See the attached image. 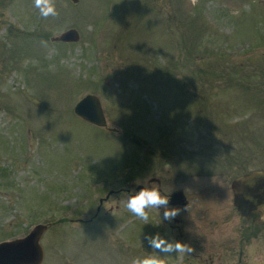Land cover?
<instances>
[{"label": "rangeland", "instance_id": "374dc122", "mask_svg": "<svg viewBox=\"0 0 264 264\" xmlns=\"http://www.w3.org/2000/svg\"><path fill=\"white\" fill-rule=\"evenodd\" d=\"M56 8L44 19L33 0H0V242L43 224L40 264H130L156 228L172 240L171 220L150 209L144 223L124 206L168 172L167 190L189 200L176 216L187 229L202 218L229 228L206 249L200 233L182 238L196 244L185 264L215 259L223 239L235 245L217 263L236 259L240 240L244 264H264V223L246 241L227 213L231 181L264 171V0ZM70 28L77 41L52 39ZM87 94L105 127L74 113Z\"/></svg>", "mask_w": 264, "mask_h": 264}, {"label": "water", "instance_id": "95a60500", "mask_svg": "<svg viewBox=\"0 0 264 264\" xmlns=\"http://www.w3.org/2000/svg\"><path fill=\"white\" fill-rule=\"evenodd\" d=\"M77 3L79 0H70ZM79 38L76 29L70 28L61 32L53 40L75 42ZM74 113L82 119L99 127L106 126L100 101L97 96L87 94L73 108ZM140 186L136 187L138 191ZM234 204L243 218L258 219L261 206H264V171L256 170L247 173L232 182ZM180 192L173 193L169 204L182 203ZM45 225H35L24 237L0 242V264H40L43 260V249L39 243Z\"/></svg>", "mask_w": 264, "mask_h": 264}, {"label": "flooded vegetation", "instance_id": "af4514ba", "mask_svg": "<svg viewBox=\"0 0 264 264\" xmlns=\"http://www.w3.org/2000/svg\"><path fill=\"white\" fill-rule=\"evenodd\" d=\"M247 173H249V172H244L243 175H245ZM169 176H170V178H168ZM169 176H168V172H162V173L159 172L158 174H156V176H152L149 179V182L153 183L157 187H159L161 189L162 194L167 195L169 197V199L171 198V195L173 193L180 192L182 195V199H183L182 203L169 204V206L178 208L179 212H181V211L184 212L187 210V207L189 206V200H188V198H187V196H186V194L182 188L173 189L172 191L167 190L168 184H169L168 179H175V177H172L171 175H169ZM236 178H239V176L235 177L234 179H236ZM233 180L230 183V194L231 195L229 197V199H230L229 204H231V208L227 211V213L229 215L237 214L239 216L235 226L231 227L232 232L236 233V234L242 233L243 239L247 241L251 236L256 235L261 230L260 224L262 222L264 223V219H262L264 217V210H262V209L260 210L261 214L258 217V219L243 218L241 216V214L239 213V211L237 210V207L234 204V190L232 188ZM139 186H140V188L145 187V184L144 185L140 184ZM155 211L157 212V210H155ZM163 211H164V209L161 208V209H159V212L157 214L159 216H163ZM239 219H241L243 221V224L239 223L240 222ZM171 221H172V223L166 224V228L169 232V234H167V235H171L172 239L185 242V243L189 244L191 247L193 245H196V244H191V241L188 242V238H185V240H183L182 238L190 237V236H193V234L195 235V234L200 233L202 247H204V245H205V249H206L208 247V244L210 243V241H208L210 235H213L216 231L217 232L223 231V232L228 233L227 230H229V228L226 226L224 228L225 224L223 221L221 222V220H218L215 223L210 219L202 218V219L198 220L199 228L198 227H195V228L192 227L189 229H187L185 227L184 220L180 217L179 218L175 217ZM220 227H221V229H220ZM156 232L160 234V231L158 228H156ZM164 234H165V232H164ZM213 244L215 246L219 245L218 248L220 249V252H219L218 256L215 258L216 260H219L222 258V254H224L222 249H227L228 247H233L235 245V242H231V241H228L226 239H223V240L219 241L218 243H213ZM237 247H238V253H237L236 259L229 260L227 257H224L225 260L223 262L217 263L216 260L214 259V256H212V254H207L205 259L203 260L204 264H244V262H246V261L243 257V254H242V245H241L240 240L237 243ZM210 248L211 247H209V249Z\"/></svg>", "mask_w": 264, "mask_h": 264}, {"label": "clouds", "instance_id": "9594fccd", "mask_svg": "<svg viewBox=\"0 0 264 264\" xmlns=\"http://www.w3.org/2000/svg\"><path fill=\"white\" fill-rule=\"evenodd\" d=\"M33 6L38 9L40 16L44 19L58 15L56 0H33ZM124 206L128 212L144 223L149 222L148 210L150 209H155L158 213L159 209L163 208V219L169 221L179 214V209L169 206V197L162 194L161 189L155 184L151 187H141L130 194ZM146 238L152 251L143 256L133 257L130 264H169L168 257L173 258L172 264H185V258L193 251L189 244L180 240H169L159 233Z\"/></svg>", "mask_w": 264, "mask_h": 264}, {"label": "trees", "instance_id": "16d2710c", "mask_svg": "<svg viewBox=\"0 0 264 264\" xmlns=\"http://www.w3.org/2000/svg\"><path fill=\"white\" fill-rule=\"evenodd\" d=\"M206 76H207V74H205V75L203 74V75H202V79H201V81H202L203 79H206ZM207 77H208V76H207Z\"/></svg>", "mask_w": 264, "mask_h": 264}]
</instances>
